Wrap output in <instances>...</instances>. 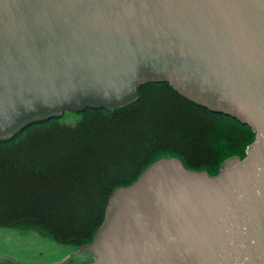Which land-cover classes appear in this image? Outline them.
Listing matches in <instances>:
<instances>
[{
    "label": "water",
    "instance_id": "water-1",
    "mask_svg": "<svg viewBox=\"0 0 264 264\" xmlns=\"http://www.w3.org/2000/svg\"><path fill=\"white\" fill-rule=\"evenodd\" d=\"M167 84L247 126L215 176L176 159L109 199L79 264H264V0H0V143Z\"/></svg>",
    "mask_w": 264,
    "mask_h": 264
},
{
    "label": "trees",
    "instance_id": "trees-1",
    "mask_svg": "<svg viewBox=\"0 0 264 264\" xmlns=\"http://www.w3.org/2000/svg\"><path fill=\"white\" fill-rule=\"evenodd\" d=\"M254 139L249 127L167 84L140 87L136 101L117 110L66 112L0 143V228L90 245L112 194L150 165L176 159L215 176L227 160L243 159Z\"/></svg>",
    "mask_w": 264,
    "mask_h": 264
},
{
    "label": "rangeland",
    "instance_id": "rangeland-1",
    "mask_svg": "<svg viewBox=\"0 0 264 264\" xmlns=\"http://www.w3.org/2000/svg\"><path fill=\"white\" fill-rule=\"evenodd\" d=\"M80 253L81 248L59 245L34 231L0 228V264H79Z\"/></svg>",
    "mask_w": 264,
    "mask_h": 264
}]
</instances>
